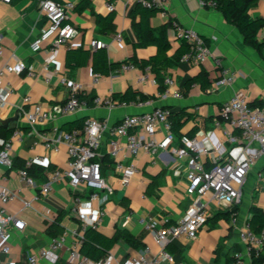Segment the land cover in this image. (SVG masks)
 <instances>
[{"label": "crops", "instance_id": "crops-1", "mask_svg": "<svg viewBox=\"0 0 264 264\" xmlns=\"http://www.w3.org/2000/svg\"><path fill=\"white\" fill-rule=\"evenodd\" d=\"M40 1L0 0V46H3L0 65L13 62L14 54L31 64L36 71L34 75H28L27 72L7 73L2 79V84L11 86L14 93L9 103L0 107V140H13L17 162L14 168L6 170L3 176L0 175V183L19 190L20 197L10 201L9 209L18 213L26 222L24 230L8 227L7 242L12 248L14 264H24L27 252L46 247L52 239L63 234H66L69 244L74 239V231L80 232L86 228L82 229L83 221L71 207L74 194L85 196L87 189L82 187L76 193L66 181H61L55 184L54 190L48 196L35 199L37 189L21 183L17 173L24 161L35 154L43 153L47 156V167L65 168L68 165L66 145L59 143L58 149H45L31 125L19 114L21 107L31 109L34 104H41L45 109L51 110L62 104L70 95L69 86L61 82L62 77L71 82H81L86 94L91 97H114L115 93L132 88L148 95L149 98L121 104L114 110L91 104L90 107L72 115L62 116L55 113L47 123L38 127L39 131L52 136L54 124L70 130L81 126L87 116L107 119L110 124H117L125 114L150 111L158 105L165 106L179 113L184 122L182 133L195 129L194 135L209 148V153L202 155L206 168H210L220 156L225 159H243L246 155L239 128L220 117L223 101L235 92L243 91L248 95L251 104L259 105L264 102V45L259 49L247 43L241 31L225 18L222 11L216 7L202 6L199 0H163V7L149 18L154 36L166 32L170 43L167 52L170 62L164 60L159 65L150 62L141 68L129 61L132 67L123 69L119 66L108 75L93 70L97 51L91 47L94 39L107 42V47L103 49L112 63L133 57L149 61L157 54L158 48L154 44L145 47L135 45L140 40L132 18L137 3L133 0H91L90 5L83 7L82 0H68L75 3L70 22L76 26L78 34L60 46L52 65L56 73L48 81L42 70L49 54L48 49L38 52L31 49L32 41L48 22L40 9ZM108 2L114 4L113 11L108 9ZM111 14L114 15V30L110 29L111 22H107ZM248 15L254 19H264V0H259L255 6L249 8ZM141 19V13L136 12L135 21L139 22ZM174 22L198 31L206 40L210 56L204 63L196 64L181 59L188 50V45L186 41L176 37ZM118 33L123 36L122 42L115 38ZM257 39L264 41V25ZM70 52L74 58L72 66L67 65ZM223 66L235 73V81L230 86L216 85ZM202 70L209 81L207 87L203 88L200 81L187 84L189 80L198 77ZM141 76H145V80H139ZM166 77L175 80L173 89H177L181 97L164 96ZM154 78L157 79L156 83L152 82ZM160 85L165 87L163 91ZM15 117H18V120H15ZM217 121L220 122L219 125ZM18 127L25 134L23 142L14 138ZM162 135L161 132L158 133L159 138ZM230 136L236 137L238 141H231ZM175 144H181L177 137ZM106 149L105 143L103 171L114 191L104 204L100 205L98 200L93 201V209L100 208L103 211L95 225L108 236H113L118 229H127L138 238L140 247H133L120 236L110 249L109 255L113 257L110 264H125L129 259L137 257L145 245H149L154 253L160 249L153 235L137 221L140 215L156 216L162 224L171 225L189 209L196 197L187 193L186 157L165 151L151 159L145 151H141L132 159L138 165L139 172L130 184L122 186ZM35 177L42 181L38 174ZM154 180L155 188L150 187ZM26 201H30V205H26ZM236 206L237 214L232 215L230 210L233 206L216 201L209 202L206 208L210 215L206 224L201 227L198 237L189 240L181 236L172 243L175 261L182 264H233L234 252L245 250V245L239 237V228L252 216L253 207L264 211V156L258 158L250 169L243 186L242 199ZM47 209L54 219L60 217L59 223L63 232L55 235V229H49L51 222L47 219ZM130 212L133 213L132 219L127 225H122L124 215ZM218 213L219 216L213 218ZM94 216L89 212V219ZM66 258L67 251L63 250L57 264H65ZM6 259L7 255L0 251V260ZM37 264L49 263L40 259Z\"/></svg>", "mask_w": 264, "mask_h": 264}, {"label": "built area", "instance_id": "built-area-1", "mask_svg": "<svg viewBox=\"0 0 264 264\" xmlns=\"http://www.w3.org/2000/svg\"><path fill=\"white\" fill-rule=\"evenodd\" d=\"M11 2V0H4ZM147 7H163V0H133ZM202 6L216 7L217 0H199ZM108 9L114 10L112 2L107 3ZM75 3L68 0H41L40 9L47 19V25L40 34L32 41L31 49L38 52L48 49L49 54L43 65V76L51 80L56 71L52 69L59 48L78 34L76 26L70 22ZM176 37L186 41L188 50L183 54L182 60L192 61L196 64L204 63L210 56V48L201 34L178 22H174ZM118 42L123 41V36L118 33L115 36ZM94 49L107 47V42L94 39L91 42ZM3 54V46H0V56ZM14 61L0 65V107L9 103L14 89L9 85H3L2 79L7 73L28 75L36 74L34 67L24 59L13 54ZM220 64L221 62L218 61ZM132 67L130 63H123L121 68ZM98 76V75H97ZM235 73L228 67H222L221 76L216 85L230 86L235 81ZM139 80H145L141 76ZM61 82L68 85L69 97L58 107L45 109L41 104H34L31 109L21 107L20 116L31 125L39 140L43 142L45 149H58L59 143H64L67 148L68 165L65 168L47 167L48 158L45 154H35L24 161V165L17 170L18 178L27 187L37 189L35 199L48 196L55 184L66 181L71 189L77 193L80 188L87 189L85 196L74 194V203L71 210L83 221V228L88 225L96 226V222L103 213L99 208L94 210L92 203L98 200L100 205L104 204L110 193L114 191L112 185L104 175L103 163L104 145L107 144L106 152L111 158L116 171L119 174V182L122 186L130 184L134 176L139 172V167L132 161L141 151H145L151 159L160 152L171 151L176 156H184L187 159L188 179L187 193L194 195L192 205L189 209L171 225H164L152 215H140L137 221L148 230L160 249L154 253L149 245L140 251L137 257L129 259L125 264H182L175 261V255L168 249V244L177 238L185 236L189 240L198 237L201 227L209 218L206 205L216 201L223 205L234 206L238 204L243 196V186L246 182L250 169L256 160L264 156V102L252 105L248 95L243 91L235 92L231 97L223 101L220 108V117L228 121L232 126L239 128L241 137L246 148L243 159L217 158L215 163L206 168L202 155L209 153V148L201 139L194 135L184 134L181 144H175L176 135L173 131L170 118L171 108L156 106L150 111L141 113L125 114L117 124H110L107 119H99L95 116L84 118L81 126L70 130L63 129L60 125L52 126L53 135L49 136L38 130L40 125L47 123L55 113L62 116L75 114L83 109L95 106H105L114 110L124 104L112 95H97L90 101L86 97L81 82H71L62 77ZM153 83L157 79L152 80ZM165 97H181L177 89H173L175 80L171 77L165 78ZM28 100V99H26ZM218 125L219 121L216 122ZM163 135L159 138L158 133ZM23 142L25 134L21 128L14 132V138ZM231 141H238L236 137L230 136ZM12 139L0 140V175L6 170L15 167V156ZM219 143L218 147L220 148ZM36 165L45 166L44 179L39 181L31 174L30 170ZM15 197H20L19 190L12 189L0 183V251L7 255L5 261L0 264H14L11 245L7 242L8 227L16 230H24L25 220L9 209V203ZM30 205V201H26ZM89 212L95 216L89 219ZM49 222L54 221L50 210H46ZM133 213L124 215L122 225H127L132 219ZM74 239L68 244L67 236L63 234L55 237L48 246L37 251L27 252L24 264H37L40 259H45L49 264H57L61 259L63 250L67 251L65 264H110L113 260L111 255L94 260L81 252L83 231L73 232ZM239 237L245 245V250H237L233 254V264H264L255 262L264 250V227L256 232L251 223L246 220L239 228Z\"/></svg>", "mask_w": 264, "mask_h": 264}, {"label": "trees", "instance_id": "trees-1", "mask_svg": "<svg viewBox=\"0 0 264 264\" xmlns=\"http://www.w3.org/2000/svg\"><path fill=\"white\" fill-rule=\"evenodd\" d=\"M218 5L217 8L222 11L225 18L235 25L241 33L244 35L245 40L247 43H250L259 49L262 48L264 45V41H258L257 36L259 34V31L261 30L262 26L264 25V19H254L248 15L249 8L255 6L259 0H217ZM83 7L90 5L91 0H82ZM160 8L156 7H147L144 6L142 3H137V6L135 10L132 12V18L134 19V27L135 30L140 38L138 42H136V46L145 47L151 44H154L157 46L158 51L155 56H153L149 61L145 60H138L135 57L126 59L121 62L112 63L109 61L106 50L103 48H97L96 55L94 56V62H93V70L94 72H98L101 74H110L113 70L121 66L123 63H129V61H133L135 65H138L141 68H144L147 66L150 62H153L155 65H159L164 60H167L170 62L167 52L170 49V43L167 39L166 32L163 31L161 34L154 36L153 35V29L150 26L149 18L150 16L156 14ZM113 11V10H111ZM139 12L142 15V19L139 22L135 21V13ZM111 22V30L115 29L114 24V15L111 14V16L108 17L107 22ZM98 22L101 24V20L98 19ZM105 33V29H102ZM73 53V52H72ZM181 55L178 56L180 58ZM74 62L73 55L68 56L67 59V65L72 66ZM78 63V62H76ZM162 80V79H160ZM195 81H200L202 87H207L209 84V81L207 79V75L205 74L204 70L200 73V75L194 79H191L187 82V84H191ZM162 82V81H161ZM162 91L165 89L162 85H160ZM86 97L91 101L93 97L86 95ZM114 98L117 99L121 103H130L132 101H144L149 98L148 95H145L139 91H135L132 88L127 89L125 92L122 93H115ZM253 105V104H252ZM170 118L172 120L173 125V131L178 139V141H181V138L184 134L187 135H194L196 133V130L193 129L191 131H188L187 133H182L181 129L184 125V122L181 120V117L179 116V113L173 111L171 109V115ZM104 158L101 159L102 163ZM16 160H14V163L16 164ZM24 164H22L23 166ZM31 174L35 175L38 174L39 178L43 180L44 177V168L39 165L34 166L30 170ZM156 187V181H152L150 184V187ZM238 207L234 205L231 210L230 214L235 215L237 214ZM252 216L248 219V221L251 223L252 228L254 231L259 232L264 227V211L259 208H252ZM219 216V213L216 214L213 218H217ZM60 217L54 219L53 222L50 223L49 229L53 231V233L56 235L58 233L63 232V229L60 226L59 223ZM122 236L124 239L130 243L133 247H140V242L136 236H134L130 231L127 229L123 230H117L116 233L113 236H108L104 233H102L96 226H90L86 227L83 231V238H82V244H81V252L85 255L89 256L90 258L94 260H99L107 255H109L110 249L113 247V245L118 241L119 237ZM172 243L168 244V249L173 252L174 250L171 248ZM264 260V250L262 251V254L258 260L255 262L260 263Z\"/></svg>", "mask_w": 264, "mask_h": 264}, {"label": "water", "instance_id": "water-1", "mask_svg": "<svg viewBox=\"0 0 264 264\" xmlns=\"http://www.w3.org/2000/svg\"><path fill=\"white\" fill-rule=\"evenodd\" d=\"M15 120H18V117H15Z\"/></svg>", "mask_w": 264, "mask_h": 264}]
</instances>
